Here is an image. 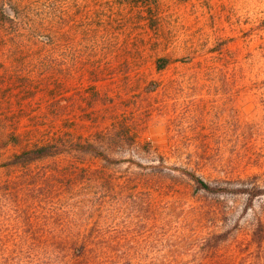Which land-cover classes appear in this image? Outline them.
Here are the masks:
<instances>
[{
	"label": "rangeland",
	"instance_id": "1",
	"mask_svg": "<svg viewBox=\"0 0 264 264\" xmlns=\"http://www.w3.org/2000/svg\"><path fill=\"white\" fill-rule=\"evenodd\" d=\"M104 1L94 13L90 4L74 3L73 69H58L71 77L46 90L40 86L45 69L36 35L40 0H0V11L18 21L6 26L0 20V136L23 133L20 142L15 136L0 140V164L39 144L40 119L50 118L62 128L73 127L78 138L113 130L117 152L165 154L172 170L190 165L214 179L244 166L248 182L264 188V0H151L161 9L163 41L154 33L148 43L142 40L145 18L132 9L128 39L118 33L117 14L95 63L86 30L102 14L110 19L122 3L139 0ZM166 58L167 66L159 70ZM155 81L172 86L152 92ZM154 159L142 163H157ZM129 166L110 171L107 180H83L69 199L77 214L65 215L63 225L52 213L47 219L40 214V229H104L138 248L141 264H163L180 244L175 233L193 227L198 210L206 211L215 231L241 238L264 222V195L245 211V196L196 194L178 174L155 184L127 183L120 175ZM38 171L40 164L12 170L8 179ZM27 187L24 200L37 194ZM215 207L220 216L213 218ZM13 218L18 228L29 229ZM181 247L188 258L191 247L183 242Z\"/></svg>",
	"mask_w": 264,
	"mask_h": 264
},
{
	"label": "trees",
	"instance_id": "2",
	"mask_svg": "<svg viewBox=\"0 0 264 264\" xmlns=\"http://www.w3.org/2000/svg\"><path fill=\"white\" fill-rule=\"evenodd\" d=\"M90 4L94 13L104 0H40V69H45L40 77V86L46 90L53 89L64 81H69L71 73L63 74L58 69H73L69 56L73 41V7L74 3ZM138 10L145 22L141 27L140 37L148 43L153 33L163 41L162 14L158 1H130L121 4L116 14L105 19L102 14L86 30V40L91 43L94 62L105 48L108 24L114 18H121L118 25L121 35L128 39L129 23L133 16L130 10ZM17 12V9L14 13ZM91 13V18L93 15ZM0 20L6 26L16 25L17 20L11 14L0 11ZM99 20V22H97ZM107 21V23H106ZM122 22V24H121ZM100 23V25H99ZM123 32V33H122ZM131 33V32H130ZM106 34V35H105ZM105 35V36H104ZM159 70H164L169 58ZM93 69H101L94 65ZM156 92L172 86L171 81L153 83ZM12 136L20 142L21 131L11 133L4 131L0 140L10 141ZM117 135L113 130L100 133L90 138L76 137L73 127H60L50 118L40 119V143L26 146L0 164V264H141L142 257L138 248L122 244V239L104 229L64 228L58 230L40 229V214L47 219V214H54L60 224H65V215H76L78 207L70 203V195L83 180H107L109 172L127 167L126 173L120 175L127 183L135 179L138 183L146 181L155 184L158 180L178 174L192 186L194 193L210 196H245L249 210L256 199L264 195V188L257 183L248 182L244 166H233L222 176L206 177L200 170L190 165L176 166V169L165 165V154L148 151L145 154H128L117 152L113 144ZM136 141L135 138H133ZM120 144V143H118ZM139 145L137 141L134 146ZM155 158L157 163L143 164L144 159ZM40 164V171L29 175H20L8 179L12 170H29ZM91 164H99L93 169ZM241 164V163H240ZM206 172V169L201 170ZM122 174L118 173L116 175ZM119 177V179L121 178ZM178 177V176H175ZM29 180L31 183H27ZM32 188L35 197L23 199L28 187ZM41 189V192H40ZM14 198V200H13ZM76 200V201H75ZM78 203L77 199H73ZM12 206L14 207L12 211ZM213 218L219 217L215 207ZM12 212H15L12 215ZM205 210H198L191 228L180 229L175 237L180 244L171 249V259L163 264H264V222L259 220L248 238L231 236L228 232L215 231L210 227ZM16 217L28 228H18L14 223ZM192 214H188L187 218ZM211 224V225H208ZM187 243L192 253L186 258L181 244Z\"/></svg>",
	"mask_w": 264,
	"mask_h": 264
}]
</instances>
